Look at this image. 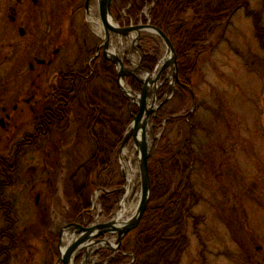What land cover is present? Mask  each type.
Masks as SVG:
<instances>
[{"label": "rangeland", "instance_id": "374dc122", "mask_svg": "<svg viewBox=\"0 0 264 264\" xmlns=\"http://www.w3.org/2000/svg\"><path fill=\"white\" fill-rule=\"evenodd\" d=\"M55 1L39 0L38 8H29L27 11L22 7L19 9L17 22L13 23L8 8L15 4L16 0H0V98L7 95L14 101L25 91L22 87L26 83L23 81L25 77L23 73L15 70L23 69L24 73H28V64L36 55L31 49L34 46V37L38 36L34 28L45 33L46 22L60 21L62 18L64 25H68L67 16L64 12L60 14L55 7ZM119 1L115 0L113 7H117ZM98 5L99 2L95 14L99 18ZM148 10L149 8H146L143 12L146 22L130 25L151 24ZM122 13L126 18V11ZM113 15L117 21L114 13ZM82 20V16L78 17L77 22ZM117 23L121 27H128L118 21ZM19 28H24L26 32L23 38L19 34ZM48 36L53 44H57V37L55 39L50 34ZM145 38L160 42L161 62L167 55V49L156 35L142 37L140 53L133 49L130 39H125L123 46L114 44L126 70L136 72L137 77H127L129 88L128 78L134 77L144 81L146 77L145 73L137 69L140 61L142 68V40ZM70 41L72 42V39ZM71 47L73 49L70 48L72 50L69 52L74 55L71 58H74L78 48L75 45ZM186 60L187 64H191V89L196 100H193L187 90L182 93L183 97L176 96L180 90L176 82L175 95L155 116L157 117L165 107L167 113H176L177 117L172 119L171 116L165 115L162 127L158 128L157 133L154 131V117L148 130L150 156L154 147L157 148L166 136L169 143L182 142L185 147L182 154L187 158L190 155L195 157L190 172L193 192L189 191L186 183L179 182L182 192H186V189L189 191L187 200L193 204V216L186 222L189 247L184 252L180 264H264V0H248L246 8L238 10L227 26L217 29L203 49L192 52ZM177 63L179 67L178 56ZM114 69L119 76L121 70L116 66ZM172 77L171 68L161 78L159 85L164 84L158 90L157 105L167 97L159 99V91L165 84H168L167 92H172ZM28 83L30 84L29 80ZM168 93L166 95L171 96L173 92ZM152 100L153 93L149 98V101ZM173 120L175 123L168 128V123ZM30 122L32 121L27 122L24 127H30ZM127 152L132 162L133 183L141 192L138 155L133 141L130 142ZM91 154L90 150L88 159ZM127 167L129 166H120L119 169L124 170L128 178ZM122 179L123 184L126 183L123 177ZM101 192L95 191L90 198L93 222L89 225L97 220H107L102 216L98 217L100 204L96 197L101 196ZM140 199L141 194L127 200L131 211L124 220L132 216ZM65 205L66 202L63 201L62 206ZM119 205L120 203L113 215L119 212ZM22 209L26 211V206ZM62 216L61 227L70 224L71 215ZM42 232L35 238L32 237L35 253L31 264H42L43 260L52 262L42 241ZM108 240L115 244L114 238ZM88 250L89 264H107L109 260L120 255L105 245L94 246ZM86 251L81 252L80 263H77V260L75 264H85ZM102 251L111 253V257L103 260L97 255ZM127 259V262L132 263L133 255L129 253Z\"/></svg>", "mask_w": 264, "mask_h": 264}, {"label": "flooded vegetation", "instance_id": "af4514ba", "mask_svg": "<svg viewBox=\"0 0 264 264\" xmlns=\"http://www.w3.org/2000/svg\"><path fill=\"white\" fill-rule=\"evenodd\" d=\"M97 2L56 0L55 7L67 16L68 25H64L62 18L46 22L45 33L34 28L38 36L34 37L31 49L36 55L28 64V73L15 70L25 77L26 83L22 85L25 91L14 101L7 95L0 98V264H31L35 253L32 237L41 231L47 255L52 259L51 263L43 260L42 264H63L62 236L70 231L66 227L87 226L86 218L91 217L88 204L83 205L87 194L78 190L79 174L82 176L83 167L87 168L88 152L93 149L88 125L84 126V120L78 121L77 92L78 88H84L82 82L95 74L94 63L109 61L93 19L97 15ZM22 7L25 11L38 8L39 0H16L10 5L8 11L13 23L17 22ZM81 16L83 20L79 23L77 19ZM19 34L25 36L24 28H19ZM49 34L57 37V44H53ZM71 45L78 48L74 58L69 52L73 49ZM80 104L83 105L81 100ZM117 110L121 137L116 148L119 168L124 165L122 144L126 130L123 105L119 103ZM176 117L171 115L172 119ZM29 121H32L30 127L25 128ZM114 137L115 134L111 139ZM106 140L108 143V135ZM104 151L107 160L110 151ZM123 172L120 170L122 177ZM125 185L116 189L122 198L124 192L120 190ZM24 205L26 211L22 209ZM64 214L71 215V222L61 227Z\"/></svg>", "mask_w": 264, "mask_h": 264}, {"label": "trees", "instance_id": "16d2710c", "mask_svg": "<svg viewBox=\"0 0 264 264\" xmlns=\"http://www.w3.org/2000/svg\"><path fill=\"white\" fill-rule=\"evenodd\" d=\"M247 5L248 0H120L118 6L113 7V13L119 23L129 26L131 23L146 22L143 12L149 8L151 25L164 31L175 46L180 83L191 87V64H187L186 59L192 52L201 51L210 36L217 29L227 26L236 12ZM123 11H126V18L123 17ZM142 44V68L153 73L162 57L160 42L145 38ZM92 68L95 74L90 80L85 79L82 82L85 89L78 88L77 92L78 121L83 123L84 120V126L88 125L86 129L93 149L88 159V169L83 167L82 176L79 174L78 190L79 193L81 190L86 192L83 205L88 204V210L91 208L90 198L93 193L102 191L99 197L101 216L110 219L122 198L116 189L123 185L117 164L116 148L121 140L118 134L117 106L119 103L123 105L125 130L135 118L138 107L121 93L117 84L118 73L112 63L100 61L94 63ZM128 82L135 93L143 88L142 82L134 77L128 78ZM77 85L80 86L81 82L78 81ZM167 91L168 84H165L159 91L160 100L165 98ZM184 92V88H180L176 96L183 97ZM175 114L167 113L164 107L154 119L155 133L162 127L165 115ZM174 121H170L167 127H171ZM113 134L115 137L111 139ZM161 141L157 148L154 147L149 159L152 182L149 207L137 228L124 238L121 254L107 264H180L189 247L186 222L193 216V204L187 200V193L194 190L190 172L195 157L190 155L187 158L182 154L185 149L182 142L169 143L166 136ZM105 149L110 151L107 160ZM179 182L186 183L189 191L186 189V192H182ZM81 221H84L83 217ZM85 222V225L91 224L92 217L88 216ZM129 253L133 255L132 263L127 262ZM97 255L104 260L112 254L102 251ZM80 259L77 263H80Z\"/></svg>", "mask_w": 264, "mask_h": 264}, {"label": "water", "instance_id": "95a60500", "mask_svg": "<svg viewBox=\"0 0 264 264\" xmlns=\"http://www.w3.org/2000/svg\"><path fill=\"white\" fill-rule=\"evenodd\" d=\"M98 1L100 2V34L103 41L105 57L110 62H112L114 66L121 70L118 76V87L120 91L139 108L137 115L126 130L122 148L125 152V160L130 165L131 161L128 152L126 151L131 141L135 143V150L138 155L137 159L140 169L141 199L137 209L127 220H124V217L119 215L124 203L129 200L130 196L133 198L138 191V187L135 186L134 191L132 193L130 192L133 186V180H128L127 174L123 170V177L125 178L126 185L120 190L121 192H124V196L119 205V212L116 213L111 220L104 223H93L88 227L77 224L67 226L66 229L70 230L69 234H71L73 242L68 251L65 254H62L61 260L63 264H73L77 254L82 251L85 252L87 248L89 249L93 246H99L103 242L110 244L106 238L108 236L116 237V247H111V249L116 253L120 251L123 239L137 228L151 201L152 182L149 169L151 148L148 143L147 135L150 122L158 113L159 109L174 96L176 92V82L178 86H183L187 91L190 92L194 101L196 100L193 90L189 86L182 85L179 81V67L177 63L175 47L168 35L160 28L152 26L151 24L121 27L115 20L112 11L115 0ZM111 20L115 22V25ZM21 34L24 35V32L21 31ZM150 34L158 36L163 41L167 49V55L161 62H159V65L153 74L141 68V61L139 62L137 69L145 73L146 77L144 81L139 79L143 83V89L141 92L134 93L129 87H126L125 84L127 85V77L136 76V72L127 71L126 67L124 66V62L117 55L115 56L112 54L117 50V48L114 47V44L116 43V45H122V42L125 39H130L132 41L133 49H137L138 53H140V40L142 37L148 36ZM165 60L166 62H164ZM162 62L164 63L161 66ZM171 68L173 70V77L170 86L173 88V93L171 96L167 95L165 100L161 101L157 105L158 90L164 84L161 83L159 85V82L164 73ZM152 93L154 96V104L156 105L155 109L148 108L149 98L151 97ZM189 114L186 117H188ZM64 236H62V243Z\"/></svg>", "mask_w": 264, "mask_h": 264}, {"label": "bare ground", "instance_id": "6f19581e", "mask_svg": "<svg viewBox=\"0 0 264 264\" xmlns=\"http://www.w3.org/2000/svg\"><path fill=\"white\" fill-rule=\"evenodd\" d=\"M99 5H100V2H99ZM93 19L95 20V22H96V25L99 27V31L101 30V24H100V17L98 18V16H95V17H93ZM112 21V23L115 25V22L113 21V20H111ZM112 54H114L115 56L117 55V53L116 52H114V53H112ZM164 62H166V60L164 61ZM164 62H162L161 63V66H162V64L164 63ZM161 68V67H160ZM160 70V69H159ZM125 86L127 87V85L125 84ZM148 108L149 109H155L156 108V105L154 104V100H152V101H149V103H148ZM148 132V137H149V131H147ZM148 143H149V141H148ZM150 145V144H149ZM128 151V150H127ZM126 151V152H127ZM124 166H129V167H127V171H128V174H129V177H128V180H133V178H134V173H133V171H132V166H131V164L129 165L127 162H126V160L124 159ZM132 191H133V188H132V190H131V193H132ZM140 191V190H139ZM137 192L136 193V195L138 196L139 194H141V192ZM136 195L133 197V198H135L136 197ZM130 198H131V196H130ZM127 203H128V201H126L125 203H124V205L122 206V208H121V211H120V216L121 217H126V215L127 214H129V212L131 211V209H130V207H128L127 206ZM133 214V213H132ZM72 242H73V239H72V237H71V234H66L65 235V237L63 238V244H62V254H65L67 251H68V249L71 247V245H72ZM104 245L105 246H110V247H114V244L113 243H110V244H107V243H104ZM88 249V248H87ZM86 259H85V264H89V256H90V251L88 250V251H86Z\"/></svg>", "mask_w": 264, "mask_h": 264}]
</instances>
